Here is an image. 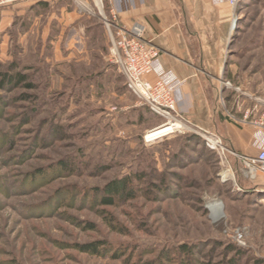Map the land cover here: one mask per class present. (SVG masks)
<instances>
[{
	"label": "rangeland",
	"instance_id": "rangeland-1",
	"mask_svg": "<svg viewBox=\"0 0 264 264\" xmlns=\"http://www.w3.org/2000/svg\"><path fill=\"white\" fill-rule=\"evenodd\" d=\"M105 4L0 9V264H264V174L244 159L256 154L186 116L185 132L145 142L172 121L118 71ZM231 6L219 113L259 151L264 0ZM112 184L126 191L105 203ZM95 242L97 252L80 247Z\"/></svg>",
	"mask_w": 264,
	"mask_h": 264
},
{
	"label": "crops",
	"instance_id": "crops-1",
	"mask_svg": "<svg viewBox=\"0 0 264 264\" xmlns=\"http://www.w3.org/2000/svg\"><path fill=\"white\" fill-rule=\"evenodd\" d=\"M104 5V0H100ZM48 1L20 3L16 7H42ZM108 11L118 13L120 23L141 22L146 38L162 50L161 62L183 84L177 93L178 111L203 128L221 131L240 152L258 153L252 132H239L220 118L218 82L222 76L224 42L233 14L229 2L214 0H105ZM70 45V43H69ZM154 76H151L153 78Z\"/></svg>",
	"mask_w": 264,
	"mask_h": 264
},
{
	"label": "built area",
	"instance_id": "built-area-1",
	"mask_svg": "<svg viewBox=\"0 0 264 264\" xmlns=\"http://www.w3.org/2000/svg\"><path fill=\"white\" fill-rule=\"evenodd\" d=\"M48 0H0V9L20 3H38ZM217 3L229 2L235 5L237 0H214ZM104 22L111 41V56L118 67V71L124 76L126 84L153 112L162 115L172 121L176 132H185L182 116L178 111L177 93L183 81L173 72L164 69L161 62L162 50L153 41L146 38V28L141 22H133L130 26L124 25L118 20V13L110 10L109 16H104ZM151 76H154L151 78ZM232 86L230 82H226ZM177 121L182 125L178 127ZM255 130V145L259 148L255 156H245V165L251 175L264 174V122L262 119L252 121ZM168 124V125H169ZM166 126V125H165ZM207 133V132H206ZM216 144L208 141L212 149L222 152V140L213 136ZM148 134L144 136L145 142H150ZM208 139V137H206ZM244 230L238 229L234 239L239 244L245 243Z\"/></svg>",
	"mask_w": 264,
	"mask_h": 264
},
{
	"label": "trees",
	"instance_id": "trees-1",
	"mask_svg": "<svg viewBox=\"0 0 264 264\" xmlns=\"http://www.w3.org/2000/svg\"><path fill=\"white\" fill-rule=\"evenodd\" d=\"M40 2H43V1H40ZM38 2V4L40 3ZM5 76V79L6 80H9V81H16V82H22L25 80V76H23L22 74L18 73V74H15V75H7V74H4ZM150 109V108H149ZM151 110V109H150ZM152 111V110H151ZM127 183V180H124V185H126ZM108 192L110 194V196H108L107 198L103 199V201H105V203H113V195H115L118 191H120L121 189L116 185V184H112L108 187ZM122 192L125 193V188H123L121 190ZM120 191V192H121ZM129 195L130 192L128 193ZM98 243H87V244H83L82 246H80L84 251H92V252H97L98 251ZM181 249L185 252V251H188L190 248L187 247V245H182L181 246ZM234 250V249H233Z\"/></svg>",
	"mask_w": 264,
	"mask_h": 264
},
{
	"label": "bare ground",
	"instance_id": "bare-ground-1",
	"mask_svg": "<svg viewBox=\"0 0 264 264\" xmlns=\"http://www.w3.org/2000/svg\"><path fill=\"white\" fill-rule=\"evenodd\" d=\"M97 2L99 3V4H101V1L100 0H97ZM177 123V125H178V127L180 126V125H182L179 121H177L176 122ZM163 127H166L165 129H168V128H170L171 127V129L168 131V132H166L167 134H157V135H153L152 134V132L154 131V130H156V129H154V130H152V131H150L149 133H148V136L150 137V142H153V141H157V140H159V139H162V138H164V137H166V136H169V134L171 133V132H175V127L174 126H172L171 124H169V125H166V126H163ZM160 128H162V127H160ZM158 129V128H157ZM157 133V132H156ZM162 135V136H161ZM207 141H209L210 143H212V144H216V140L213 138V137H208V139H207Z\"/></svg>",
	"mask_w": 264,
	"mask_h": 264
}]
</instances>
